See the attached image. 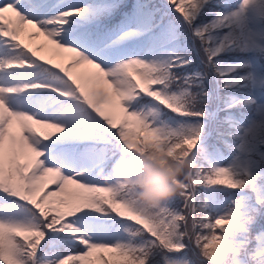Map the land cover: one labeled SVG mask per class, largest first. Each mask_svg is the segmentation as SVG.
<instances>
[{
	"label": "snow or ice",
	"instance_id": "6c2138e0",
	"mask_svg": "<svg viewBox=\"0 0 264 264\" xmlns=\"http://www.w3.org/2000/svg\"><path fill=\"white\" fill-rule=\"evenodd\" d=\"M0 264H264V0H0Z\"/></svg>",
	"mask_w": 264,
	"mask_h": 264
},
{
	"label": "clouds",
	"instance_id": "9594fccd",
	"mask_svg": "<svg viewBox=\"0 0 264 264\" xmlns=\"http://www.w3.org/2000/svg\"><path fill=\"white\" fill-rule=\"evenodd\" d=\"M141 158L138 168L117 170L118 178L133 187L136 200L141 209L154 216L157 209L168 200L173 199L183 190V183L177 180L186 171L195 170V163L190 157H159L151 150L145 154L133 153ZM125 155H128L125 150ZM163 161V162H162Z\"/></svg>",
	"mask_w": 264,
	"mask_h": 264
},
{
	"label": "trees",
	"instance_id": "16d2710c",
	"mask_svg": "<svg viewBox=\"0 0 264 264\" xmlns=\"http://www.w3.org/2000/svg\"><path fill=\"white\" fill-rule=\"evenodd\" d=\"M251 20H255V17L252 16L250 17ZM141 158L134 155L133 153L132 154H128L126 156V160H125V163L123 164L122 168L124 170H129V169H135V168H138L139 165L141 164Z\"/></svg>",
	"mask_w": 264,
	"mask_h": 264
},
{
	"label": "rangeland",
	"instance_id": "374dc122",
	"mask_svg": "<svg viewBox=\"0 0 264 264\" xmlns=\"http://www.w3.org/2000/svg\"><path fill=\"white\" fill-rule=\"evenodd\" d=\"M37 40H40L41 42H43V38H38L36 40H33L32 43L34 44Z\"/></svg>",
	"mask_w": 264,
	"mask_h": 264
}]
</instances>
